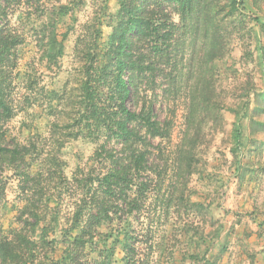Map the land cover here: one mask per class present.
I'll use <instances>...</instances> for the list:
<instances>
[{"label":"trees","instance_id":"trees-1","mask_svg":"<svg viewBox=\"0 0 264 264\" xmlns=\"http://www.w3.org/2000/svg\"><path fill=\"white\" fill-rule=\"evenodd\" d=\"M33 2L36 5L25 14L23 29L15 28L10 11ZM85 4V0H64L63 5L60 0H0V201L6 170L31 184L33 164L47 168L53 161L45 148L59 152L67 142L79 139L95 146L89 162L79 164L72 174L76 193L69 195L73 213L64 228L57 225L62 206L70 207V201L64 202L65 193L56 188L50 199L55 207L50 208L47 199V211L40 217L35 209L38 191L34 192L23 213L25 227L9 236L0 227V264H45L49 252L53 254L60 244L64 250L54 264H175L183 232L203 234L200 227L184 226L191 223V216L196 219L203 213L204 206L191 199L189 181L202 168L206 130H216L228 109L216 90V62L229 54L232 37L241 41L246 36L250 38L247 46L254 45L258 65L264 70V43L245 17L244 0H118L115 14L108 16L104 5L77 26L76 13ZM70 14L78 79L71 89L66 84L61 92L47 93L44 112L53 130L52 141H35L32 135L27 148L7 127L18 116L15 90L20 87L15 81L19 52L26 41L24 29L38 37L47 68L59 69L69 33L59 35L57 29ZM105 18L110 19L111 32L102 43ZM32 19L39 24L30 26ZM260 27L264 31V25ZM22 86L32 89L30 76ZM162 89L175 100L181 93L187 96L186 128L176 151L170 152L172 176L166 149L173 122L161 121L154 110V99ZM37 102L27 98L22 112L27 120L21 130L32 129L36 119L28 111L35 104L42 105ZM230 111L240 114L234 108ZM259 126L264 131V123ZM236 127L233 141L238 145L242 132L241 126ZM37 148L47 153L43 161L36 157ZM27 165L30 169H25ZM41 169L34 174L39 176L33 181L38 189ZM151 207L155 211L149 213ZM146 213L145 223L141 220V228L135 229L132 220L138 223ZM31 215L36 217L34 223L28 221ZM41 218L49 222L36 235ZM163 221L172 225V232L156 239L152 226ZM105 228L106 233L102 232ZM89 248L94 251L93 259L87 257ZM118 250L123 257L116 261ZM209 253V249L187 253L183 260L215 264ZM163 256L166 262H162Z\"/></svg>","mask_w":264,"mask_h":264},{"label":"rangeland","instance_id":"rangeland-1","mask_svg":"<svg viewBox=\"0 0 264 264\" xmlns=\"http://www.w3.org/2000/svg\"><path fill=\"white\" fill-rule=\"evenodd\" d=\"M85 1L86 4L76 13L77 26L95 16L104 5L108 7V16L115 14L118 10V0ZM244 3L245 17L264 43V31H260V25H264V0H244ZM60 4L63 5L64 0H60ZM30 5L23 4L16 12L10 11V20L15 28L23 29L25 14L27 11H33L34 8L31 7H35L36 4L33 2ZM31 22L30 26L39 24L35 19ZM109 22L110 19L105 18L102 27V43L111 32V28L107 26ZM72 25L70 14L63 19V23L57 29L59 35L69 33L64 43L65 52L59 69L47 68L41 58L42 51L38 47V37H35L30 29L26 27L24 29L26 41L19 52V66L16 72L18 76L15 81L20 87L15 90L18 116L7 127L11 131L10 135L19 138L27 148L31 147L32 135L35 141L46 140V144L52 141L53 130L48 126V116L44 112L48 103L47 93L71 89L78 79L77 66L73 57L75 36L71 30ZM249 41L250 38L246 36L241 41L237 37H232L229 54L225 59L216 62L218 67L216 90L228 109H223L221 123L216 130H206V137L202 142L204 149L202 168L189 181L191 199L204 206L203 213L197 214L196 219L195 216H191V223L184 226L192 227V229L200 227L199 230H203V234L189 235L183 232V237L174 254L175 264H193L190 260L184 261L183 255L202 252L204 249L210 250L208 257L215 264H264V131L259 126V123H264V100H261V95H264V70L258 65L254 45L247 46ZM27 75L34 82L31 90L22 86ZM66 84L68 87L65 88ZM162 91L163 89L159 90L157 98L154 99V110L156 117L161 121L171 119L173 122V135L166 149L169 155V175L172 176L174 174L173 155L170 152L176 151L186 128L185 117L188 110L184 99L187 96L181 93L180 99L175 100ZM27 98L37 99V103L42 105L35 104L29 108V115L36 120L31 130L26 128L21 130L23 121L27 120V115L22 113L26 107ZM132 102L131 99L130 103ZM131 108L135 110V107ZM231 108L236 109L240 114H234L230 111ZM237 124L241 126L242 132V140L238 145L233 141V131L237 128ZM94 148L95 146L80 139L67 142L59 152H52L45 148L53 158L50 166L44 168L39 163H34L31 169L29 165L25 168L32 171L33 181H37L39 176L34 174L42 168L39 189L38 186L33 187L35 182L32 181L31 184L25 182L21 180V177H15L13 172L6 170L3 175L4 192L0 201V227H2L3 235L9 236L11 232L21 231L25 227L26 216H23V213L34 192L38 191L36 194L39 200L35 203V209L40 217H43L44 212L47 211V199L50 208L55 207L56 203L50 199L56 194V188L65 193V203L70 201V207L62 206V219L57 225L58 229L64 228L65 221H68L69 215L73 213V200L69 199V195L76 193L72 174L79 164L89 162ZM47 153L38 149L36 157L39 161H43V154ZM155 153L154 155L158 156V151ZM59 172H61V180H59L60 174L57 175ZM166 184L168 185V182ZM152 211L155 210L151 207L149 213ZM146 215L147 213L144 217H140L138 223L133 219L132 226L136 227L135 229L141 228L139 223L141 220L145 223ZM30 217L29 223H34L36 217L33 218L32 215ZM41 219L40 226L35 228L36 235H39L41 228L49 222L48 219L46 221ZM152 228L155 231L152 235L156 239H162L172 232V225H166L164 221L161 225L155 224ZM58 229L56 232L59 231ZM107 231L108 229L105 228L102 232ZM188 235L194 240L188 239ZM51 236L54 237L55 234ZM111 242L112 239H109L107 243ZM63 250L64 246L60 244L53 254L49 252V259L45 264H54L55 261L60 260ZM87 251L89 252L87 257L93 259L94 251L91 248ZM155 255L154 258H156ZM122 257V250H118L115 260L119 261ZM165 259L166 257L163 256L162 262H166ZM151 264L156 263L152 261Z\"/></svg>","mask_w":264,"mask_h":264}]
</instances>
